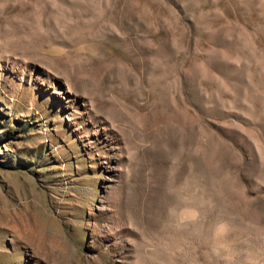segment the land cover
<instances>
[{
	"label": "rangeland",
	"instance_id": "1",
	"mask_svg": "<svg viewBox=\"0 0 264 264\" xmlns=\"http://www.w3.org/2000/svg\"><path fill=\"white\" fill-rule=\"evenodd\" d=\"M0 264H264V0H0Z\"/></svg>",
	"mask_w": 264,
	"mask_h": 264
}]
</instances>
